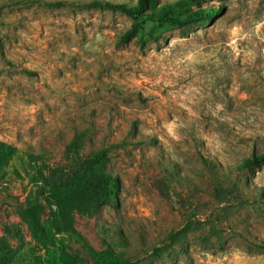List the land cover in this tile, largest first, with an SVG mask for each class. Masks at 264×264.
<instances>
[{"label":"rangeland","instance_id":"rangeland-1","mask_svg":"<svg viewBox=\"0 0 264 264\" xmlns=\"http://www.w3.org/2000/svg\"><path fill=\"white\" fill-rule=\"evenodd\" d=\"M92 1L0 0V140L19 149L0 171V238L20 264L62 251L102 264L108 250L131 264H264V163L239 169L264 154V0H207L223 12L147 23L127 42L132 19ZM75 141L83 157L107 151L119 190L57 235L44 179L74 167ZM37 205L44 243L20 217Z\"/></svg>","mask_w":264,"mask_h":264},{"label":"trees","instance_id":"trees-1","mask_svg":"<svg viewBox=\"0 0 264 264\" xmlns=\"http://www.w3.org/2000/svg\"><path fill=\"white\" fill-rule=\"evenodd\" d=\"M207 0H136L134 3L94 0L93 6L109 7L132 19L131 28L122 36L123 42L132 40L143 31L147 23L173 28H185L197 23L208 21L223 12L222 7L202 8ZM56 5V2H46ZM194 6L196 8H194ZM74 167L69 170H52L50 177L44 179L43 195L54 203L49 218V231L60 235L63 233L76 234L72 212L80 215H90L91 207L95 204H108L117 200L119 183L116 177L105 171L108 159L107 151L103 150L93 156L83 157L79 143L75 141L71 147ZM19 149L13 144L0 140V171L9 160L18 153ZM264 163V154L254 155L244 159L239 169L249 170L253 166ZM41 205L29 207L20 212L21 219L26 222L33 236L42 243L46 242L48 232L41 224ZM49 232V234H50ZM19 233V232H18ZM11 234V229H6ZM6 237L0 238V264H20L21 259L16 250H12ZM102 264H131L113 251L101 255ZM50 264H77L76 258L62 251L61 258L55 252L49 255ZM36 264H45L37 262Z\"/></svg>","mask_w":264,"mask_h":264}]
</instances>
